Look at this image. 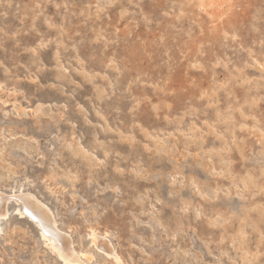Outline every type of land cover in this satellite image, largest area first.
<instances>
[{"label":"rangeland","instance_id":"1","mask_svg":"<svg viewBox=\"0 0 264 264\" xmlns=\"http://www.w3.org/2000/svg\"><path fill=\"white\" fill-rule=\"evenodd\" d=\"M19 191L87 264H116L90 228L121 264H264V0H0V192ZM18 205L0 264H71Z\"/></svg>","mask_w":264,"mask_h":264},{"label":"bare ground","instance_id":"2","mask_svg":"<svg viewBox=\"0 0 264 264\" xmlns=\"http://www.w3.org/2000/svg\"><path fill=\"white\" fill-rule=\"evenodd\" d=\"M9 199H13L19 204L16 208L17 213L21 216H26L36 225L44 244L63 262L71 264H87L89 262L92 257L91 252L74 249L70 232L63 228V222L61 223L58 218L59 216L55 213L56 211L53 210L45 199H41L31 192L23 193L19 191L17 194L10 196H3L0 192V220L9 213V208L7 207ZM86 235L89 237V244L91 246L101 249L105 253H111L113 257L115 256L116 250L110 243L108 233H104L101 236L96 230L90 228ZM113 257L112 259L115 260L116 264H121L117 258Z\"/></svg>","mask_w":264,"mask_h":264}]
</instances>
